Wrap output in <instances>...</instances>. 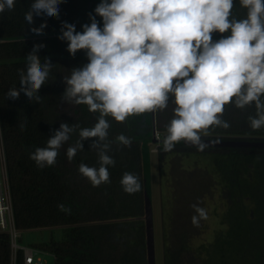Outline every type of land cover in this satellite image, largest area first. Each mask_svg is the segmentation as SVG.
<instances>
[{"label":"trees","instance_id":"obj_1","mask_svg":"<svg viewBox=\"0 0 264 264\" xmlns=\"http://www.w3.org/2000/svg\"><path fill=\"white\" fill-rule=\"evenodd\" d=\"M80 1L63 0L58 18L34 16L31 25L25 14L33 0H15L12 10L0 13V116L16 226L23 232L62 229V240L33 246L51 254L54 264H148L142 159L145 141L135 138L129 119L117 122L111 116L105 117L110 124L107 139L111 148L107 154L115 160L114 166H108L110 182L93 186L79 172L81 164L100 166L97 151L90 147L96 138L83 141L84 150L71 161L66 155L67 148L79 139L80 129L92 128L100 115L90 112L87 105L66 103L61 98L66 87L63 77L89 62L87 56L70 55L67 42L58 39L62 22L75 24L80 32ZM233 5L230 19L247 18V9L240 0H233ZM45 21L43 35L31 31ZM229 34L214 32L213 42ZM36 44L44 45L37 53L40 59L50 58L54 65L39 90L41 100L28 101L23 93L11 100L7 94L20 87L19 72L26 71L27 54ZM175 107L170 96L168 107L155 112L154 126L163 140ZM256 115L254 103L243 109L237 108L234 100L226 104L221 119L230 126L213 125L207 135L201 133L207 145L204 151L181 140L165 152L162 140L161 156L211 158L228 200L224 231L218 232L211 243L197 247L186 243L177 249L165 245L163 264H264V147L224 146L233 141L264 144V127H250L249 117ZM61 123L77 124L79 128L59 150L56 163L39 168L30 155L36 148L47 146ZM120 134L131 139L130 146L119 143L116 137ZM125 173L138 178L141 191H124L121 180ZM60 204L71 212L61 211ZM9 237L0 234V264H11ZM190 253L192 257H188ZM19 256L17 264H25L23 253Z\"/></svg>","mask_w":264,"mask_h":264},{"label":"clouds","instance_id":"obj_2","mask_svg":"<svg viewBox=\"0 0 264 264\" xmlns=\"http://www.w3.org/2000/svg\"><path fill=\"white\" fill-rule=\"evenodd\" d=\"M62 2L33 0L25 14L27 24H33L34 16L58 18ZM14 3L0 0V13L12 10ZM240 3L247 9V18L239 21L230 19L233 0H101L95 13L102 18V28L91 14L83 32H77L75 24L62 22L58 39L67 42L72 56L85 50L89 62L63 77L66 87L61 98L100 114L92 128L80 129L79 139L66 155L71 161L84 150L83 141L96 138L90 147L97 151L100 166H79L80 174L93 186L110 182L108 166L115 165L107 154L110 124L105 117L124 122L132 115L166 109L173 97L176 107L163 140L165 152L181 140L204 151L207 145L201 133L207 135L213 125L230 126L221 116L233 100L241 109L254 103L257 115L249 117L250 127H264V0ZM46 26L45 21L31 31L43 35ZM214 32L230 34L213 42ZM43 47L36 44L27 54L26 71L19 72L20 87L9 90V99L16 100L23 93L28 101L41 100L39 90L54 66L50 58L42 61L37 55ZM77 128V124L61 123L47 146L36 148L30 159L39 168L53 166ZM116 139L124 146L132 143L124 134ZM121 184L128 194L142 190L131 173L123 175ZM190 207L196 213L192 224L198 227L201 219H207L206 209L198 203ZM58 208L71 212L63 204Z\"/></svg>","mask_w":264,"mask_h":264},{"label":"rangeland","instance_id":"obj_3","mask_svg":"<svg viewBox=\"0 0 264 264\" xmlns=\"http://www.w3.org/2000/svg\"><path fill=\"white\" fill-rule=\"evenodd\" d=\"M100 3L101 0L80 1V32H83V25H90V14L95 16L98 26L103 27L102 18L95 13ZM75 56H86L85 50L78 51ZM128 119L134 128L135 138L146 141L154 137L153 112L132 115ZM156 138L157 144H150L152 187L157 264H163L165 245L176 249L184 243L197 247L202 243H211L218 232L224 231L228 200L211 158L161 156L163 136L157 132ZM197 203L207 212V219H201L198 227L192 224L191 218L196 213L190 207ZM23 237V244L33 247L53 239L62 240L63 230H30ZM188 257H192V253ZM47 262L54 264V257L49 254Z\"/></svg>","mask_w":264,"mask_h":264},{"label":"built area","instance_id":"obj_4","mask_svg":"<svg viewBox=\"0 0 264 264\" xmlns=\"http://www.w3.org/2000/svg\"><path fill=\"white\" fill-rule=\"evenodd\" d=\"M0 116V234H7L11 241V264H17L20 253H23L25 264H48V253L28 247L22 243L25 232L16 226L12 190L5 149V138ZM51 255V254H50Z\"/></svg>","mask_w":264,"mask_h":264},{"label":"water","instance_id":"obj_5","mask_svg":"<svg viewBox=\"0 0 264 264\" xmlns=\"http://www.w3.org/2000/svg\"><path fill=\"white\" fill-rule=\"evenodd\" d=\"M155 118V112H154ZM156 127L154 126L153 144H157ZM142 145V159H143V177H144V194H145V222L147 235V256L148 264H157L156 252V234H155V212L153 202V187H152V163H151V149L149 141H145ZM231 147H264V144L252 143L247 141H233L225 142L224 146Z\"/></svg>","mask_w":264,"mask_h":264}]
</instances>
